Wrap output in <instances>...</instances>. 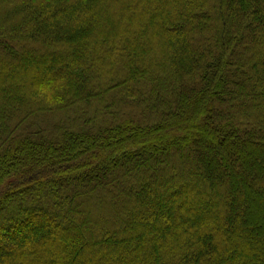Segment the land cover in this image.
<instances>
[{
    "label": "trees",
    "instance_id": "trees-1",
    "mask_svg": "<svg viewBox=\"0 0 264 264\" xmlns=\"http://www.w3.org/2000/svg\"><path fill=\"white\" fill-rule=\"evenodd\" d=\"M0 264H264V0H0Z\"/></svg>",
    "mask_w": 264,
    "mask_h": 264
}]
</instances>
